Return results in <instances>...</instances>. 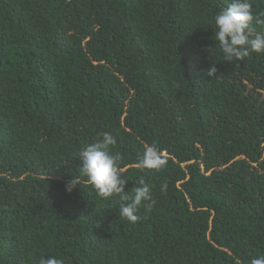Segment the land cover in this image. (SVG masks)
<instances>
[{
	"label": "trees",
	"instance_id": "16d2710c",
	"mask_svg": "<svg viewBox=\"0 0 264 264\" xmlns=\"http://www.w3.org/2000/svg\"><path fill=\"white\" fill-rule=\"evenodd\" d=\"M220 7L0 0V264H250L264 254V54L224 60ZM104 133L117 141L125 191L143 176L155 200L135 224L86 178L65 190L78 151ZM153 143L167 164L142 171Z\"/></svg>",
	"mask_w": 264,
	"mask_h": 264
},
{
	"label": "clouds",
	"instance_id": "9594fccd",
	"mask_svg": "<svg viewBox=\"0 0 264 264\" xmlns=\"http://www.w3.org/2000/svg\"><path fill=\"white\" fill-rule=\"evenodd\" d=\"M227 7H220L213 17L214 37L224 60L228 62L243 61L253 53L264 54V10L255 11L254 0H224ZM216 67L211 66L208 74L212 75ZM116 139L109 133H104L95 142L82 147L76 157L80 160L79 175L74 176L65 185L67 192H72L81 185V178L103 199L111 200L118 197L119 215L131 224L142 219L139 214L143 205L150 211L155 204L151 189L143 176L130 192L125 191L127 179H121L122 170L118 167L119 154L110 149L116 144ZM167 164L165 152L156 143L145 145L143 156L138 167L143 171L161 170ZM167 183L161 185V190H167ZM39 264H64L62 258L56 256L41 257ZM250 264H264V254L251 259Z\"/></svg>",
	"mask_w": 264,
	"mask_h": 264
}]
</instances>
